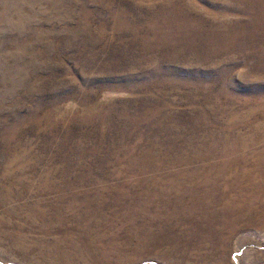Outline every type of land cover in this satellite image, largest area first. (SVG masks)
I'll use <instances>...</instances> for the list:
<instances>
[{
  "label": "rangeland",
  "instance_id": "obj_1",
  "mask_svg": "<svg viewBox=\"0 0 264 264\" xmlns=\"http://www.w3.org/2000/svg\"><path fill=\"white\" fill-rule=\"evenodd\" d=\"M0 264H264V0H0Z\"/></svg>",
  "mask_w": 264,
  "mask_h": 264
}]
</instances>
